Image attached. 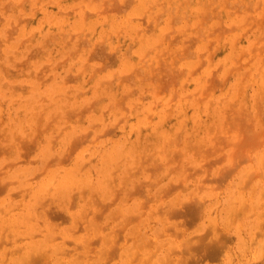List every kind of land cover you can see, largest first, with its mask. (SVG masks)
<instances>
[{
  "label": "rangeland",
  "instance_id": "1",
  "mask_svg": "<svg viewBox=\"0 0 264 264\" xmlns=\"http://www.w3.org/2000/svg\"><path fill=\"white\" fill-rule=\"evenodd\" d=\"M162 1L0 0V228L8 237L20 234V242L5 244V249L28 244L24 233H32L34 217L26 219L27 212L37 199L30 191L46 175L72 170L75 178L77 169L81 181L65 200L59 201L52 188L44 195L45 205L44 198H38L43 205L39 221L58 231L69 227L70 213L80 214L83 205L88 219L95 220L97 209L102 212V217L97 214L100 236L86 241L88 250L91 242L97 244L85 255L89 262L120 263L121 252L116 250L123 244L134 248L127 247V253L139 251L142 236L126 242L122 237L139 219L128 217L127 226L122 224L127 215L143 209L140 232L146 241L153 239L148 250L160 242L164 248L159 261L161 250L155 254L157 264H264V0ZM115 147L119 150L110 157L116 158L114 167L100 169L104 154ZM62 154L68 155L65 160ZM125 186V193L130 188L138 194L124 195ZM8 192L11 199H4ZM92 199L107 203L106 210ZM69 200L75 205L69 206ZM118 205L130 212L117 215ZM156 207L163 210L161 215ZM181 207L198 210L184 213ZM9 209L13 216L8 220ZM170 209L173 218L165 214ZM54 212H59L56 220ZM79 222L84 229L79 226L75 234L86 238L87 223ZM58 241L56 237L54 243ZM114 241L120 245L115 251ZM104 246L115 252L110 259H105ZM167 246H175L174 251ZM131 260L139 262L138 257Z\"/></svg>",
  "mask_w": 264,
  "mask_h": 264
},
{
  "label": "bare ground",
  "instance_id": "2",
  "mask_svg": "<svg viewBox=\"0 0 264 264\" xmlns=\"http://www.w3.org/2000/svg\"><path fill=\"white\" fill-rule=\"evenodd\" d=\"M164 1V0H163ZM163 1H162V3H163ZM172 1V0H171ZM20 2V1H19ZM154 2H155V0H154ZM169 2H170V0H169ZM184 2H186V1H184ZM187 2H188V0H187ZM116 3V2H115ZM124 4H125V2H123ZM127 3V2H126ZM129 3V2H128ZM158 3V2H157ZM159 3H161V2H159ZM171 3H173V2H171ZM22 4V3H21ZM140 4V3H139ZM138 4V5H139ZM150 4H152V3H150ZM154 4V3H153ZM185 4V3H184ZM120 5V4H119ZM137 5V6H138ZM128 6V5H127ZM126 6V7H127ZM162 6V5H161ZM185 6V5H184ZM92 7V6H91ZM141 7H142V5H141ZM148 7H150V6H148ZM148 7H147V9H148ZM152 7V6H151ZM150 7V8H151ZM171 7V6H170ZM190 7V6H189ZM247 7V6H246ZM103 8V7H102ZM162 8V7H161ZM240 8V7H239ZM6 9V8H5ZM110 9V8H109ZM164 9V8H163ZM163 9H161L162 11H163ZM171 9V8H170ZM169 9V10H170ZM104 10V9H103ZM160 10V11H161ZM177 10V9H176ZM212 10V9H211ZM250 10H251V8H250ZM172 11V10H171ZM234 11V10H233ZM236 11V10H235ZM240 11V10H239ZM145 11H143V13H144ZM141 13V12H140ZM158 13L159 12H157L156 14L158 15ZM162 13V12H161ZM170 13V12H169ZM230 13V12H229ZM176 14V13H175ZM34 15V14H33ZM133 15H134V12H133ZM145 15V14H144ZM144 15H142V16H144ZM152 15V14H151ZM255 15V14H254ZM141 16V17H142ZM26 17V16H25ZM82 17V16H81ZM83 17H84V15H83ZM82 17V18H83ZM133 17H136V16H133ZM154 17V16H153ZM152 17V18H153ZM156 17V16H155ZM173 17V16H172ZM264 17V16H263ZM125 18H127V17H125ZM129 18V17H128ZM130 18H132V17H130ZM220 18V17H219ZM253 18H255V17H253ZM260 18V17H259ZM25 19V18H24ZM140 19V18H139ZM155 19V18H154ZM208 19V18H207ZM119 20V19H118ZM143 20V19H142ZM156 20H157V17H156ZM168 20V19H167ZM261 20V19H260ZM149 21V20H148ZM221 21V20H220ZM42 22H43V20H42ZM41 22V23H42ZM79 22V21H78ZM102 22V21H101ZM157 21H155V23H156ZM245 22V21H244ZM83 23V22H82ZM158 23V22H157ZM189 23V22H188ZM43 24V23H42ZM41 24V25H42ZM114 24H115V22H114ZM118 24V23H117ZM146 24H149V23H146ZM95 25V24H94ZM94 25H93V27H94ZM120 24H118V26H119ZM150 25H151V23H150ZM149 25V26H150ZM237 25H240V24H237ZM241 25H243V24H241ZM124 26V25H123ZM122 26V27H123ZM148 26V25H147ZM151 27V26H150ZM193 27V26H192ZM147 28V27H146ZM146 28H144V29H146ZM159 28V27H158ZM172 28V27H171ZM187 28H188V26H187ZM186 28V29H187ZM195 28H197V27H195ZM118 29H120V28H118ZM122 29V28H121ZM139 29H141V26H140V28ZM150 29V28H149ZM193 29V28H192ZM34 30V29H33ZM33 30H31L32 32H33ZM115 30V29H114ZM113 30V31H114ZM117 30V29H116ZM128 30V29H127ZM183 30V32H184V29H182ZM264 30V29H263ZM119 31V30H118ZM117 31V32H118ZM136 32H138L139 30L137 29V30H135ZM146 31V30H145ZM116 32V31H115ZM209 32H211V31H209ZM9 33V32H8ZM48 33V32H47ZM55 33V32H54ZM88 33V32H87ZM139 33V32H138ZM33 34V33H32ZM76 34V33H75ZM116 34V33H115ZM137 34V33H136ZM135 34V35H136ZM164 34H165V32H164ZM61 35V34H60ZM134 35V36H135ZM138 35V34H137ZM162 35V34H161ZM160 35V36H161ZM177 35V34H176ZM181 35V34H180ZM28 36H30V35H28ZM32 36V35H31ZM49 36V35H48ZM56 36V35H55ZM159 36V37H160ZM192 36V35H191ZM198 36V35H197ZM8 37H10V36H8ZM119 37V36H118ZM126 37V36H125ZM176 37V36H175ZM132 38H134V37H132ZM148 38V37H147ZM161 38H163V37H161ZM177 38V37H176ZM196 38V37H195ZM27 39V38H26ZM44 40H45V38H43ZM46 39H47V36H46ZM173 39H175V38H173ZM178 39V38H177ZM86 40V39H85ZM149 40V39H148ZM163 40V39H162ZM176 40V39H175ZM191 40V39H190ZM47 41V40H46ZM158 41H160L159 40V38H158ZM45 42V41H44ZM104 42V41H103ZM103 42H101V43H103ZM142 42V41H141ZM151 42V41H150ZM150 42L148 43V44H150ZM190 42V41H189ZM257 42V41H256ZM88 43V42H87ZM127 43V42H126ZM158 43V42H157ZM162 43V42H161ZM193 43V42H192ZM76 44V43H75ZM143 45H144V43H142ZM44 45V44H43ZM42 45V46H43ZM168 45H169V43H168ZM132 46V45H131ZM145 46V45H144ZM144 46H143V49H144ZM191 46H192V44H191ZM255 46V45H254ZM128 48V47H127ZM166 48V47H165ZM34 49H35V51H37V50H39V49H37L36 48V46L34 47ZM40 51V50H39ZM38 51V52H39ZM43 51H45V49L43 50ZM79 51V50H78ZM96 51V50H95ZM128 51V50H127ZM138 51V50H137ZM98 52V51H97ZM140 52V51H139ZM182 52V51H181ZM254 52V51H253ZM135 53V52H134ZM39 54V53H38ZM142 54V53H141ZM93 55H94V53H93ZM98 55V54H97ZM101 54H99V56H100ZM98 56V57H99ZM110 56V55H109ZM113 56V55H112ZM125 56V55H124ZM103 57V56H102ZM110 58H112V57H110ZM92 59H93V56H92ZM96 59H98V58H96ZM110 61L112 62V59H110L109 60V64H110ZM123 61H124V59H123ZM125 61H126V59H125ZM128 62V61H127ZM126 62V63H127ZM123 63V62H122ZM125 64V63H124ZM166 64V63H165ZM56 65H58V64H56ZM128 66H129V64H127ZM42 66V65H41ZM44 66V65H43ZM83 66H84V64H83ZM98 66V65H97ZM104 66V65H103ZM47 67H48V65H47ZM99 67V66H98ZM165 67V66H164ZM45 68V67H44ZM84 67H82V69H83ZM99 68H101V67H99ZM127 68V67H126ZM135 68V67H134ZM159 68V67H158ZM157 68V69H158ZM166 68V67H165ZM231 68V67H230ZM39 69L40 70H43L41 67H39ZM38 69V70H39ZM85 69V68H84ZM93 69H94V67H93ZM156 69V70H157ZM258 69V68H257ZM81 70V69H80ZM95 70H96V68H95ZM97 70H99L98 68H97ZM182 70V69H181ZM84 71V70H83ZM215 71V70H214ZM97 72V71H96ZM247 72V71H246ZM138 74V73H137ZM147 74V73H146ZM111 75H113V73L111 74ZM131 75H132V73H131ZM228 75V74H227ZM74 76V75H73ZM122 76V75H121ZM125 76V75H124ZM67 77V76H66ZM66 77H64V78H66ZM69 77V76H68ZM116 77V76H115ZM131 77V76H130ZM111 78H112V76H111ZM111 78H109V79H111ZM121 78V77H120ZM122 78H124V77H122ZM132 79H133V75H132V77H131ZM130 78V79H131ZM47 79V78H46ZM106 79V78H105ZM131 79V80H132ZM127 80V79H126ZM70 81V80H69ZM111 81V80H110ZM225 81V80H224ZM106 83V82H105ZM3 85V84H2ZM92 86V85H91ZM77 90V89H76ZM87 90V89H86ZM78 91V90H77ZM162 91V90H161ZM82 92V91H81ZM78 93V92H77ZM110 93V92H109ZM174 95H176V94H174ZM41 96V95H40ZM127 96V95H126ZM42 97H43V95H42ZM68 98V97H67ZM100 98V97H99ZM123 98H124V95H123ZM151 98H152V96H151ZM172 98V97H171ZM96 99V98H95ZM200 99V98H199ZM67 100V99H66ZM92 100H94V98L92 99ZM98 101V100H97ZM74 102V101H73ZM94 102V101H93ZM196 102V101H195ZM196 105V104H195ZM108 106H109V104H108ZM188 106V105H187ZM86 108H87V105L85 106ZM151 107V106H150ZM195 107H197V106H195ZM44 108V107H43ZM198 108V107H197ZM89 109V108H88ZM92 109V108H91ZM82 110H83V108H82ZM86 110V109H85ZM85 110H83V111H85ZM145 110V109H144ZM197 110V109H196ZM81 111V110H80ZM83 111H81V112H83ZM145 112V111H144ZM185 112V111H184ZM136 113V112H135ZM206 113V112H205ZM74 115L76 114V113H73ZM146 114H148V113H146ZM165 114L166 113H164V116H165ZM176 114V113H175ZM68 115V114H67ZM152 114H150V116H151ZM157 115H158V113H157ZM160 115L161 114H159L158 115V117H160ZM167 115V114H166ZM176 115H178V114H176ZM175 115V116H176ZM39 116V115H38ZM73 116V115H72ZM197 116V115H196ZM25 117V116H24ZM66 117V116H65ZM81 117H82V113H81ZM81 117L79 118V119H81ZM69 118V117H68ZM164 118V117H163ZM165 118H166V116H165ZM67 119V118H66ZM65 119V120H66ZM148 119H149V116H148ZM168 119V118H167ZM178 119H180V118H178ZM165 120V119H164ZM163 120V121H164ZM169 120V119H168ZM119 121V120H118ZM126 122V121H125ZM96 123H97V121H96ZM179 123V122H178ZM114 125H112V127H113ZM138 126H139V124H138ZM144 126H146V125H144ZM148 126V125H147ZM139 128V127H138ZM24 130V129H23ZM104 130V129H103ZM106 130V129H105ZM104 130V131H105ZM112 130V129H111ZM106 130V132L107 133H110V132H112V131H114V130ZM182 130V129H181ZM60 131V130H59ZM162 131V130H161ZM164 132H165V129H164ZM163 133V132H162ZM180 133V132H179ZM97 134V133H96ZM104 134V133H103ZM106 134V133H105ZM165 134V133H164ZM82 136L83 135H85V134H81ZM98 135H102V134H97V136ZM179 135V134H178ZM82 136H81V138H76V141H78L79 139H82ZM86 136H88V135H86ZM96 135H95V138L97 137ZM26 137V136H25ZM77 137V136H76ZM80 137V136H79ZM85 137V136H84ZM145 137V136H144ZM163 138H164V136H163ZM168 138V137H167ZM85 139H87V138H84V140ZM34 140V139H33ZM91 140V139H90ZM93 140V139H92ZM50 141H52V140H50ZM87 141H89V140H87ZM144 141V140H143ZM81 142V141H80ZM79 142V143H80ZM82 142H84V141H82ZM166 141H164V143H165ZM7 143H8V141H7ZM76 144V145H78V143H76V142H72V144ZM16 144V143H15ZM11 145V144H10ZM114 145V144H113ZM71 146H73V145H70V147ZM110 146V145H109ZM11 147V146H10ZM18 147V146H17ZM69 147V148H70ZM0 148H2V147H0ZM12 148V147H11ZM73 148H75V146L73 147ZM70 149H72V148H70ZM69 149V150H70ZM116 150H119L118 149V147L116 148H112V149H110L109 148V150L107 151V149L106 150H104L103 151V153H105L106 151V153L104 154V156H105V159H104V161H103V163H102V165L100 166V169L104 166H107L106 167V170H107V168L109 167V168H113L114 167V163H115V159L116 158H114V159H111L110 157H111V155H112V153L114 152V151H116ZM143 151L145 150V148H144V143H143V149H142ZM143 151H142V153H143ZM73 152V151H72ZM21 153H25V152H21ZM70 153V152H69ZM68 153V154H69ZM120 153V152H119ZM72 154V153H71ZM138 154V153H137ZM63 155L64 154H62V159H61V157L59 158V160L61 159V160H65L66 158H67V156L65 157V158H63ZM66 155V154H65ZM70 155V154H69ZM84 155H85V153H84ZM119 155V154H118ZM24 156V155H23ZM26 156V155H25ZM55 155H53V157H54ZM71 156V155H70ZM69 156V157H70ZM135 156V158H136V154L134 155ZM56 157H57V155H56ZM55 157V158H56ZM141 157H142V155L140 156V161H139V163L141 162ZM22 158V157H21ZM133 158V157H132ZM69 159V158H68ZM23 160V159H22ZM25 160V159H24ZM31 160V159H30ZM33 160V159H32ZM57 160H58V158H57ZM58 160V161H59ZM17 161H20V160H17ZM56 161V160H55ZM16 162V161H15ZM64 162V161H63ZM136 162V161H135ZM146 162V161H145ZM5 163V162H4ZM53 164V162H47V164ZM83 163H85V162H83ZM47 164H45V166L47 165ZM77 164V163H76ZM160 164V163H159ZM84 165V164H83ZM116 165V164H115ZM2 167H3V165H2ZM4 167H5V164H4ZM77 167L78 168H81L80 167V165L78 164L77 165ZM116 167V166H115ZM117 168V167H116ZM118 169V168H117ZM139 169H140V167L138 168V169H135L134 170V172H137V171H139ZM105 170V171H106ZM114 170V169H113ZM112 170V173L114 172ZM127 170H128V168L126 167V169H125V171H124V173H127ZM137 170V171H136ZM230 170V169H229ZM229 170H227V171H229ZM72 171V170H71ZM71 171H68L67 173H62L61 175H58V174H54V175H52L51 177H48L47 178V175L45 176L46 178L44 179V180H40L41 182H39L36 186H35V188H33L31 191H30V197L33 199V197H34V199L35 198H37L36 199V202L35 203H32V204H34V205H32L31 204V207H29L30 209L28 210V212H27V218L26 219H28V220H31L32 218L30 217L31 216V214H33V217H34V222H33V220H31L32 221V223H33V225H32V223H31V225H30V229H31V231H32V233H30L28 230L26 231V232H29L28 234L25 232V231H23V232H25L24 233V235H27L26 237H28L29 238V241H28V244H26V245H24V246H17L16 245V247H18V249L16 250V247H14V248H12V250H11V248L8 250V249H5V247H4V245L5 244H10V243H14L15 244V242H20V239L18 240V239H16V237H18L20 234H18L17 233V235L18 236H9L8 237V234L6 233V230H5V234H7V235H5V234H3V230H1V229H5V228H3L2 226H1V228H0V234H2V235H5L4 237L5 238H7L8 237V241L6 242L5 240V238H2V236L0 235V264H106L107 262L109 263V260L107 261V260H96V261H94V262H89L86 258H85V255L86 254H88L89 252H91L93 249H94V247H93V243L91 242V248H89V250L87 249V243H86V241H87V239L88 238H90L91 236H96L97 238L100 236V235H98V232L100 231V228H99V226H100V224H99V216H101V213L102 212H98V209H97V214L98 213H100V215L99 216H97V214L96 215H94V216H96L97 218H95L93 215H91V217L93 216V218L95 219V220H98V223H97V221H95V220H93V219H88L87 218V214H88V208H87V204L84 206L83 205V211L82 212H80V214H76V215H74V214H72V213H70V216H71V224L69 225V227L68 228H64V229H62V230H58V231H54L53 230V226L50 224V223H48V222H46V221H44V222H42L41 223V221H39L40 220V215H39V212L42 210V206L43 205H45L46 203L44 202L45 201V199L46 198H44V195L46 194V193H48L47 191H50L51 190V188H52V190H55V194L59 197L58 198V200L59 201H63V200H65L66 199V197H69V195H70V189L73 187V185L75 184V183H77L78 182V185H79V183H80V181H81V177H80V173L82 172V171H79L78 172V170L77 169H75L74 170V175H75V178H72L73 177V175H72V173H70ZM226 171V170H225ZM231 171V170H230ZM123 173V174H124ZM35 175L37 174V173H34ZM113 175L114 174H112V179L113 178H115V177H113ZM130 175V174H129ZM152 175V174H151ZM121 178H123L122 176H121ZM154 179V178H153ZM180 179V178H179ZM183 179V178H182ZM9 180V179H8ZM6 181V183L7 182H9V181H14V180H9V181ZM110 180V179H109ZM17 181V180H16ZM152 181V180H151ZM3 183H4V185H5V180L4 181H2ZM122 182V181H121ZM148 183L150 182V181H147ZM2 183V184H3ZM107 183H110L109 181L107 182ZM124 183V182H123ZM133 183H134V181H133ZM151 183V182H150ZM156 183V182H155ZM48 184V185H47ZM123 185V184H122ZM145 185V184H144ZM150 185V184H149ZM94 186V185H93ZM112 186V185H111ZM110 186V187H111ZM138 186H140V188L141 187H143L142 185H138ZM146 186H147V184H146ZM120 187V188H119ZM118 188H119V191L121 190V186H119ZM126 187L127 186H125L124 187V195L126 194V193H128V195L130 196V195H132V193L133 192H135L134 191V189H130L129 188V192L130 191H133L131 194H129V192H127L126 191V193H125V190H126ZM25 188H27V187H25ZM133 188H134V185H133ZM1 189V188H0ZM22 189V188H21ZM83 189V188H82ZM128 189V188H127ZM137 189H139L138 187H137ZM149 189V188H148ZM147 189V190H148ZM27 189H25V191H26ZM84 190H85V188H84ZM123 190V189H122ZM136 190V189H135ZM141 190V189H140ZM0 191H2V190H0ZM16 191V190H15ZM18 191V190H17ZM20 191V190H19ZM118 191V192H119ZM114 192V191H113ZM113 192H112V194H113ZM123 192V191H122ZM138 192H140V191H138ZM143 192V191H142ZM142 192L140 193V194H142ZM12 193H13V191H12ZM53 193V194H54ZM73 193V192H72ZM83 193V192H82ZM92 193V192H91ZM119 193H121V192H119ZM136 194H138L137 193V190H136V192H135ZM134 193V194H135ZM14 194H17V192H14ZM98 194H99V192H98ZM115 194V193H114ZM113 194V195H114ZM22 195H23V193H22ZM50 195H52V194H49V196ZM72 195V194H71ZM82 195V194H81ZM83 195H84V193H83ZM82 195V196H83ZM100 196L102 195V194H99ZM127 195V196H128ZM156 194H154V196H155ZM43 197L44 198V200H42L43 201V205H42V203L40 204V201H37L38 200V198L39 197ZM57 196H55V195H53L52 197H55L54 199H56L57 198ZM73 196V195H72ZM91 196V195H90ZM117 195L115 194V199L117 198L116 197ZM119 196V195H118ZM157 196V195H156ZM24 197V196H23ZM46 197V196H45ZM52 197H51V200H52ZM104 197V196H103ZM113 196H112V201L111 202H113L114 201V198ZM31 198H29V199H31ZM48 198V197H47ZM84 198V197H83ZM95 198V197H94ZM123 198H124V196H123ZM146 198V197H145ZM2 199H3V197H2ZM4 199H11V193H9L8 192V194L7 195H5V198ZM23 199V198H22ZM71 199V198H70ZM104 199H107V198H104ZM104 199H102L101 201H102V203H103V200ZM47 200V199H46ZM71 200H73V197H72V199ZM71 200H69V206H74L75 204H70L72 201ZM93 200V199H92ZM94 200H96V199H94ZM92 201V203L94 202L95 203V201ZM127 200V199H126ZM7 201V200H6ZM71 201V202H70ZM121 201H122V198H121ZM141 201V200H140ZM183 201V200H182ZM181 201V202H182ZM39 202V203H38ZM97 202H100V200H98ZM105 202V201H104ZM109 202V201H108ZM142 203L141 204H143V205H146L145 204V202L146 201H141ZM186 202V201H185ZM30 203H31V201H30ZM66 203V202H65ZM87 203H89L88 201H87ZM93 203V204H94ZM110 203V202H109ZM184 203V202H183ZM187 203V204H186ZM186 203H184V207H185V205H187V208H188V204H189V201L188 202H186ZM49 204V203H48ZM96 204V206H102V207H99V208H102V209H105L106 210V205H108L107 203H104V205H102L101 204V202L100 203H95ZM140 204V203H139ZM190 204H192L191 202H190ZM195 204V203H194ZM193 204V205H194ZM4 205V204H3ZM16 205V204H15ZM143 205H141L142 207H144ZM174 205H175V203H174ZM198 205V204H197ZM23 206H24V204H23ZM25 206H26V203H25ZM24 206V207H25ZM49 206V205H48ZM63 206V205H62ZM69 206H68V208H69ZM96 206H94V208L96 207ZM104 206V207H103ZM164 206V205H163ZM169 206V205H168ZM170 206H171V204H170ZM183 206V205H182ZM1 208L0 209H2V206H0ZM23 207V208H24ZM33 207H34V213L33 212H31L32 210H33ZM41 207V210H38L39 208ZM51 207V206H50ZM159 207H160V205H159ZM159 207H156L157 209L155 210L157 213H159V215H161L160 213H161V211H163V210H159V211H157L158 209H160ZM172 207V206H171ZM189 207H190V205H189ZM191 207H192V205H191ZM197 207V206H196ZM196 207H194V208H196ZM11 208H13V207H11ZM166 208V207H165ZM179 209H180V206L178 207ZM178 208H176L175 207V209H178ZM182 209L180 210L181 212H184V213H186L184 210H188L187 208L185 209L184 208V210H183V207H181ZM193 208V209H194ZM198 208V207H197ZM196 208V209H197ZM49 209H51L52 210V208H48L47 210H49ZM64 209V207L62 208V210ZM96 209V208H95ZM172 209V208H171ZM171 209H170V211H171ZM174 209V208H173ZM191 209L192 208H190L189 210H188V212L189 211H191ZM192 209V210H193ZM195 209V210H196ZM199 209V208H198ZM197 209V210H198ZM3 210H4V208H3ZM3 210H1V211H3ZM47 210H44V211H47ZM60 210V209H59ZM105 210H101V211H105ZM166 210H167V208H166ZM169 210V209H168ZM183 210V211H182ZM196 210V211H197ZM50 211V210H49ZM48 211V212H49ZM87 211V212H86ZM89 211H90V209H89ZM95 211V210H94ZM100 211V210H99ZM113 211H115V210H113ZM127 209L125 208V207H123L122 205H118V207H117V209H116V214L117 215H120V216H125V214L126 213H129L130 212V210L129 211H127ZM165 211V210H164ZM170 211H168L169 213H170ZM174 211V210H173ZM5 212V211H4ZM48 212H47V216H48ZM53 211H51V212H49L50 214L52 213ZM62 212V211H61ZM93 212V211H92ZM91 212V213H92ZM141 212V211H140ZM139 212V209H137V213L136 214H133L134 216H128L127 215V220H123V224L122 225H124V226H127V223H129L130 222V219H132V220H136V219H139L138 221H137V224H135V226L134 227H132L131 229H127L126 228V230L124 231V233L125 234H122V237H124L123 238V240H124V242H126L127 240H132L133 239V237H141V238H143L144 240H145V242H149L148 244H146L145 242H144V244H142V245H139V247H138V250L139 251H136L135 250V252H133V253H127V247L129 248V249H134L131 245H127V246H124V244L123 245H119L120 246V249H118V250H116V251H120L121 252V254L120 255H118V257L120 256V260H121V262L120 263H118V264H135V263H133L132 262V258H134V257H138L139 258V262H138V264H150L149 262H148V260L150 261V259H151V261L153 262V264H157L156 262L157 261H159L160 260V258H161V255H162V253L164 252V248L163 249H161L160 247L162 246V244H161V242L159 243V245L160 246H157V248H155L154 250L153 249H150V250H148V245H151V242H152V240H150V238H149V240L148 241H146V237L144 236V235H142L141 234V232H140V230L143 228V226L145 225L144 224V219H140V217L142 216V213L144 212V210L142 209V212L140 213ZM153 213H154V211H152ZM167 212V211H166ZM165 212V214L167 215L168 214V218H173L172 216L173 215H171V214H174L172 211V213H170V215H171V217H169L170 215H169V213L167 212L166 213ZM180 212V213H181ZM187 212V213H188ZM195 212V211H194ZM194 212H192V213H194ZM199 212V211H198ZM87 213V214H86ZM176 213H177V210H176ZM55 214V215H54ZM54 214L52 215L53 216V218L54 217H57V214H59V212H57V214L54 212ZM95 214V213H94ZM132 214V213H131ZM188 214H191V213H188ZM7 215H8V217H6V218H8V220L10 219V217L11 216H13V214H12V212H11V210L9 209V210H7ZM19 215V214H18ZM26 215V214H25ZM62 215V214H61ZM116 215V216H117ZM130 215V214H129ZM149 215H151V214H149ZM20 216V215H19ZM50 216L51 215H49V218H50ZM52 216H51V218H52ZM112 216V215H111ZM116 216H114L115 218H116ZM174 216H176L175 214H174ZM177 216H179V213H178V215ZM102 217V216H101ZM114 217L112 216V218L114 219ZM118 217V216H117ZM130 219H129V218ZM150 217V216H149ZM188 217H189V215H188ZM50 218V219H51ZM53 218L50 220L51 222L53 221ZM58 218V217H57ZM68 218V217H67ZM55 220H56V218H54ZM69 219V218H68ZM156 219H158V217L156 218ZM4 220V219H3ZM2 219H1V221H3ZM54 220V221H55ZM60 220H61V218H60ZM30 221V222H31ZM66 221V220H65ZM79 221H86V226H85V236H86V238L82 235H79V234H75V231H78V227L79 228H81L80 230H82V229H84V228H82L81 227V225H79V224H81V222H79ZM38 222H40L41 224H39ZM61 222V221H60ZM108 222V221H107ZM109 222H111V221H109ZM53 223V222H52ZM59 223V222H58ZM27 224V223H26ZM78 224V225H77ZM1 225H5V224H1ZM9 226H10V224H8ZM104 225H106L105 223H104ZM118 225V224H117ZM121 225V227H123ZM6 226V225H5ZM101 226H103V225H101ZM115 226V225H114ZM207 226H209L210 227V224L209 225H207ZM8 227V226H7ZM121 227H120V229H121ZM213 227V226H212ZM118 229H115V230H117V233H118V231H119V233H121V231H122V229L121 230H119V227H117ZM112 229V228H111ZM110 229V231L108 232V233H110L112 230ZM209 229V228H208ZM9 230V229H8ZM16 230V229H15ZM22 230V229H21ZM102 230H104V226H103V228H102ZM114 230V229H113ZM208 231V230H207ZM10 231H8V233H9ZM13 232V231H12ZM55 232H58V233H55ZM94 232H96V233H94ZM113 232V231H112ZM115 232V234H117L116 233V231H114ZM157 232V234H159V236L160 235H163V233H161V231L160 232H158V231H156ZM209 232V231H208ZM16 233V232H15ZM55 233V234H54ZM108 233L106 234L107 235V237H108ZM10 234H11V232H10ZM9 234V235H10ZM21 234H23L22 232H21ZM36 234V236H38V238L37 239H33V237H34V235ZM170 235H171V233H169ZM206 234V233H205ZM208 234H210V232L209 233H207L206 235H208ZM13 235H15V234H13ZM113 235V234H112ZM121 236V234H118V236ZM114 236V235H113ZM115 236H117V235H115ZM20 237V236H19ZM18 237V238H19ZM56 237H59L60 238V241H58V242H55L54 243V240H55V238ZM95 237V238H96ZM92 238V237H91ZM94 238V239H95ZM115 238H117V237H115ZM115 238H114V240H115ZM132 238V239H131ZM5 239V240H4ZM94 239H92V241L94 240ZM109 238H106V240H108ZM126 239V240H125ZM90 240V239H89ZM88 240V241H89ZM119 240H121L120 238H118L116 241L118 242ZM10 241V242H9ZM96 242H97V239L95 240ZM142 241V240H141ZM109 241H105V243H108ZM113 242V241H112ZM117 242H115L114 241V247L112 246V249L114 248V251H115V248L117 249L118 247H117ZM123 242V243H124ZM134 242V241H133ZM163 243H165V242H163ZM89 245H90V243H88ZM93 244V245H92ZM116 244V245H115ZM68 245V246H67ZM95 245H97V244H95ZM94 245V246H95ZM112 245V244H111ZM111 245H110V247H111ZM102 246V245H101ZM101 246L99 247V248H101ZM133 246H134V244H133ZM141 246V247H140ZM215 245H212V247L213 248H215V250H216V248L217 247H214ZM105 247V246H104ZM107 248V247H105L106 248V250H103V251H105V252H103L104 253V255L105 256H107L105 259H107L108 257H109V259H110V256H112V254L113 253H115L111 248ZM137 247V246H136ZM171 247V246H170ZM174 247L175 246H173L172 248H168V246L166 247V248H168V249H172L171 251L173 252L174 251ZM211 247V248H212ZM2 248H3V251H2ZM140 248V249H139ZM161 250V253L157 256V261L155 260L154 261V258L156 257L155 256V254L157 253V251H160ZM211 250V249H210ZM213 250L214 249H212L211 251H209L208 250V253L209 252H213ZM96 251H98V250H96ZM170 251V252H171ZM112 252V253H111ZM169 252V251H168ZM16 253H18V254H16ZM14 254H16L15 255V257H13L12 255H14ZM90 254V253H89ZM88 254V255H89ZM117 255V254H116ZM90 256H92V255H90ZM96 256V255H95ZM87 257V256H86ZM116 257V256H115ZM191 257H192V255H191ZM191 257H188L187 256V260H188V262L189 261H192V258ZM194 258V257H193ZM136 259V258H135ZM186 260V259H185Z\"/></svg>",
  "mask_w": 264,
  "mask_h": 264
}]
</instances>
